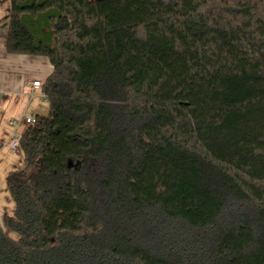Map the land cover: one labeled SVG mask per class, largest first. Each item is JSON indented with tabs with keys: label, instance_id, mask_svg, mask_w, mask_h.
<instances>
[{
	"label": "trees",
	"instance_id": "obj_1",
	"mask_svg": "<svg viewBox=\"0 0 264 264\" xmlns=\"http://www.w3.org/2000/svg\"><path fill=\"white\" fill-rule=\"evenodd\" d=\"M6 18L8 52L54 68L0 264H264V0H10Z\"/></svg>",
	"mask_w": 264,
	"mask_h": 264
},
{
	"label": "crops",
	"instance_id": "obj_2",
	"mask_svg": "<svg viewBox=\"0 0 264 264\" xmlns=\"http://www.w3.org/2000/svg\"><path fill=\"white\" fill-rule=\"evenodd\" d=\"M9 11L10 0H0V226H4L6 216L15 212L6 178L24 163L23 151H14L11 143L29 126L26 116L49 112L43 88L34 87L33 82L44 83L54 68L45 56L8 52Z\"/></svg>",
	"mask_w": 264,
	"mask_h": 264
},
{
	"label": "built area",
	"instance_id": "obj_3",
	"mask_svg": "<svg viewBox=\"0 0 264 264\" xmlns=\"http://www.w3.org/2000/svg\"><path fill=\"white\" fill-rule=\"evenodd\" d=\"M43 83L40 80H36L33 82V86L34 87H42ZM2 106V99H1V93H0V107ZM37 120V117L34 115H29L25 117V121L28 124H32L35 123ZM12 123H15V121H12ZM20 138L21 137H17L16 139H14L11 143V146L13 148L14 151L19 152L20 149Z\"/></svg>",
	"mask_w": 264,
	"mask_h": 264
},
{
	"label": "rangeland",
	"instance_id": "obj_4",
	"mask_svg": "<svg viewBox=\"0 0 264 264\" xmlns=\"http://www.w3.org/2000/svg\"><path fill=\"white\" fill-rule=\"evenodd\" d=\"M13 236H15V234L14 233H12V232H10Z\"/></svg>",
	"mask_w": 264,
	"mask_h": 264
}]
</instances>
